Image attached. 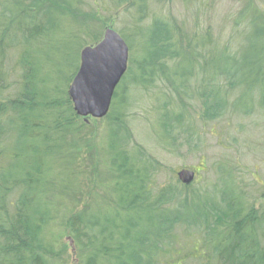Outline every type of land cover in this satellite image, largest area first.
Instances as JSON below:
<instances>
[{
  "label": "trees",
  "instance_id": "16d2710c",
  "mask_svg": "<svg viewBox=\"0 0 264 264\" xmlns=\"http://www.w3.org/2000/svg\"><path fill=\"white\" fill-rule=\"evenodd\" d=\"M170 1L173 0H91L89 3L86 0H0V264H60L55 242L48 233L60 213L53 205L54 199L68 195V182L59 181V167H69L74 157L81 159L79 148L85 140L83 131L87 124L76 115L68 90L52 86L47 76L41 77L44 63L41 58L34 63L35 58L29 52L32 46L43 48L61 22L70 20L78 24L80 32L74 36L78 39V35L84 34L81 47L85 48L102 39L112 12L125 7L123 17L128 18L132 27H149L154 22L153 30L159 27L163 32L158 43L152 44L153 37L150 39L154 54L152 66L178 62L184 52H177L175 48L194 46L197 61L214 65L212 92L204 94L202 99L192 97L182 103L183 109L193 111L194 125L199 122L205 127H214L231 118L238 120L237 132L242 134L244 119H251L257 109L264 108V101L260 103L255 96V99L251 97L249 110L241 109L242 104L237 101L256 92L254 88L263 72L255 66L256 62L247 66L251 61L243 58V67L235 65L240 57L229 48L239 37L245 41L258 31H262L260 38L264 39V9L253 1L248 2L233 17L231 33L222 40L211 29L198 30V13L192 20L196 30L191 33L176 18L167 21L154 16L149 22L153 8ZM189 1L183 0L181 4ZM93 32L97 34L90 36ZM261 50L264 53V45ZM223 61L231 66L217 68L216 63ZM129 74L130 70L123 82ZM166 77L158 71L149 74L143 71L136 90L144 93L159 81L166 84L165 95L178 96L167 85ZM260 83L264 86V81ZM129 91L115 93L111 111L105 118L110 129L109 153H106L108 179L115 196L114 201H107L111 209L84 210L69 219L68 229L78 246L81 263L264 264V183L255 179L246 184L239 163L234 165L225 160L215 169V176L225 177L219 180L223 188L210 201L205 199L201 203L202 195L207 197L204 188L194 189L193 184L184 186L178 180L170 181L163 188H154L159 166L134 142L129 123L132 107L125 105L120 110L114 103L122 97L129 104ZM196 100L200 102L199 107L195 105ZM177 115L173 120L175 130L170 124L165 126L172 144L165 149L177 153L184 145L190 152L200 151L196 130L183 129L185 115L182 112ZM212 129L210 133L214 136ZM215 138L224 136L218 134ZM236 142L233 144L238 147ZM226 148L223 153L229 156L234 149ZM131 150L141 153L138 160L144 164L143 168L139 169L138 164L133 166ZM196 196L199 200L195 202L192 198Z\"/></svg>",
  "mask_w": 264,
  "mask_h": 264
},
{
  "label": "rangeland",
  "instance_id": "374dc122",
  "mask_svg": "<svg viewBox=\"0 0 264 264\" xmlns=\"http://www.w3.org/2000/svg\"><path fill=\"white\" fill-rule=\"evenodd\" d=\"M86 1L91 2V0ZM181 1L183 0H173L164 6L154 7L151 11L153 16L149 22L153 21L154 16L167 21H174L176 18L179 22L183 21L185 28L191 33L196 30L192 20L198 13L200 19L196 25L198 30L211 29L216 32L217 37H221L223 40V37H228L231 33V25L235 16L246 8L248 2L253 1L260 9H264V0H194V3L186 0L189 1L186 4H181ZM206 4H208L207 7ZM124 9L125 7L119 12H112L111 20L107 23L106 28L111 27L117 31L130 48L128 65L130 74L124 82L122 80L116 92L130 90L131 97H129V104H126L122 97L114 103L118 109L120 107V110H123L125 105V107H132L129 112L131 119L129 123L134 142L141 146L146 155L155 160L156 165L159 166V172L153 180V187L163 188L170 181L178 180L177 173L180 170L190 169L197 173L193 188H204L203 193L207 194V197L202 195L201 203L205 199L210 201L223 188V184L219 180L225 177L215 176V169L218 163L225 160L234 162V165L239 163L238 167L243 172L246 184L253 183L255 179L261 184L264 183V108L257 109L251 119H244L242 124L245 125V128L242 130V134L237 132L238 120L231 118L221 121L214 127L213 125L205 127L199 122L194 125L193 111L183 109L182 103L192 97L202 99L204 94L207 96L212 92L213 88L210 82L214 65L205 61H197V53L193 46L192 48L177 47V50L175 48L177 52L180 50L184 52L182 59L178 62L162 63V66L158 63L157 66H152L150 62L154 58V54L150 49V39L153 37L152 44L158 43L160 33L163 32L159 27L153 30L154 22L149 27H132V24L127 22L128 18L123 17ZM147 23L148 21L143 24ZM158 23L162 24L161 21ZM77 25L70 20H65L50 35L51 38L46 41L43 48L30 47L29 56L35 58L34 63L38 58H41L44 63L41 77L47 76L46 78L53 82L52 86H61L69 90L67 83L76 72L78 61L80 65V53L84 49L81 47V42L84 34L78 35V39L74 36V33L80 32ZM170 32L174 33V30L170 29ZM95 34L97 33L93 32L90 36ZM262 34V31H258V34L255 35L251 33L245 41L239 37L231 42V47H229L233 48L232 50L236 51L237 56L240 57L235 65L243 67V60L251 61L247 66L256 62L255 66L261 68L263 72L261 77L263 80H257L259 83L254 88L256 92L246 95L247 97L240 102L237 101L242 104V110H249L247 107L251 105V97L255 99L256 96L260 103L264 101V86L260 83L264 81V53L261 54L264 39L260 38ZM240 44L241 46H239ZM251 44L254 47H250ZM210 59L211 57H209V61ZM229 66L231 65L224 61L216 63L217 68H229ZM152 67L153 69H151ZM143 71L144 74L157 71L165 74L167 85L176 90L178 96L165 95V92H168L166 84L159 81L144 93L136 90L135 86L141 79ZM191 77L193 78L191 79ZM246 92L248 93V91ZM238 97L233 98L232 102L236 101ZM195 105L199 107L200 102L196 100ZM180 112L185 115L183 129L196 130L195 137H200V151L190 152L184 145L177 153L165 149L172 145L171 140L167 137L165 126L170 124L175 130L176 125L173 124V120ZM86 124L87 128L83 131L85 140L81 142L79 148L81 159L74 157V162L69 167L64 165L59 167V181L68 182V195L64 198L54 199L53 205L60 213L59 218L51 224L48 233L50 239L55 242V253L60 264H82L78 246L68 229L69 219L84 210H95L100 207L102 211L109 210L111 206L107 204V201H114L115 198L114 193L110 191L109 159L106 157V153H109L107 137L110 129L106 127L105 118L104 120L90 119ZM256 124L258 125L256 126ZM219 128L223 132L219 133ZM211 129L214 130V136L210 133ZM218 134H223L224 138H215V136L218 137ZM234 140L239 144L238 147L234 146ZM223 145L234 149L229 153V156L224 155L226 147ZM130 154L133 158V166L136 167L138 164L139 169L143 168L144 164L138 160L142 157L141 153L131 150ZM242 154H244L243 157ZM212 180L215 181L211 183ZM207 183L210 184L206 185ZM105 198H107L106 201H103ZM192 200L196 202L199 198L196 196Z\"/></svg>",
  "mask_w": 264,
  "mask_h": 264
},
{
  "label": "water",
  "instance_id": "95a60500",
  "mask_svg": "<svg viewBox=\"0 0 264 264\" xmlns=\"http://www.w3.org/2000/svg\"><path fill=\"white\" fill-rule=\"evenodd\" d=\"M130 48L113 28H106L101 41L85 47L80 53L79 69L68 95L77 116L89 123L102 120L111 110L116 90L128 71ZM184 186H190L196 173L182 169L177 173Z\"/></svg>",
  "mask_w": 264,
  "mask_h": 264
}]
</instances>
